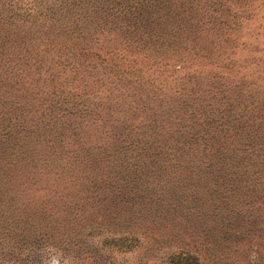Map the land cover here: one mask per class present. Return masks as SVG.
I'll return each instance as SVG.
<instances>
[{
  "label": "rangeland",
  "instance_id": "374dc122",
  "mask_svg": "<svg viewBox=\"0 0 264 264\" xmlns=\"http://www.w3.org/2000/svg\"><path fill=\"white\" fill-rule=\"evenodd\" d=\"M99 1L0 0V264H264V0L217 35Z\"/></svg>",
  "mask_w": 264,
  "mask_h": 264
},
{
  "label": "trees",
  "instance_id": "16d2710c",
  "mask_svg": "<svg viewBox=\"0 0 264 264\" xmlns=\"http://www.w3.org/2000/svg\"><path fill=\"white\" fill-rule=\"evenodd\" d=\"M103 0L99 2H82L81 6H71V11L78 8V12H84L89 9L87 15H97L100 17V9L103 6ZM75 3V2H72ZM250 3V0H115L114 3L110 2L109 8L114 7L113 15L115 17L123 18L124 23L130 22L134 28L136 24L143 21L145 24L147 21V13L150 12V8L156 7L166 16V19H172L176 29L185 30L187 26L198 27L203 24L208 28L214 30V34L232 32L237 28L242 6L246 7ZM107 4V3H105ZM91 18V17H90ZM89 18V19H90ZM52 21V19H48ZM126 20H128L126 22ZM85 40V39H84ZM86 44V43H85ZM89 45L84 47L79 46V52L81 51L84 56H88L90 53L98 55V53L89 51ZM139 69V68H138ZM128 73L132 75H138L136 70L129 69ZM237 100V104H238ZM136 239V236H133ZM213 241L216 239L213 238ZM213 248H209L211 253ZM193 259L194 256L190 255Z\"/></svg>",
  "mask_w": 264,
  "mask_h": 264
}]
</instances>
